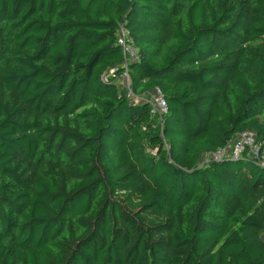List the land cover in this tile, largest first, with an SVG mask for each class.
<instances>
[{
    "label": "trees",
    "instance_id": "trees-1",
    "mask_svg": "<svg viewBox=\"0 0 264 264\" xmlns=\"http://www.w3.org/2000/svg\"><path fill=\"white\" fill-rule=\"evenodd\" d=\"M244 131L264 0H0V264H264V167L213 158Z\"/></svg>",
    "mask_w": 264,
    "mask_h": 264
},
{
    "label": "built area",
    "instance_id": "built-area-1",
    "mask_svg": "<svg viewBox=\"0 0 264 264\" xmlns=\"http://www.w3.org/2000/svg\"><path fill=\"white\" fill-rule=\"evenodd\" d=\"M118 43L122 46L124 54L127 58L137 57V50L132 44L130 38V30L121 25L118 30ZM127 75V73L125 74ZM152 113L159 114L160 118L164 117L168 112L167 101L159 88H156L150 100ZM248 154L257 159L259 164L264 167V143L259 141L257 137L249 132L239 133L228 147L218 151L213 155L216 160H222L224 156H232L238 158L241 155Z\"/></svg>",
    "mask_w": 264,
    "mask_h": 264
},
{
    "label": "rangeland",
    "instance_id": "rangeland-1",
    "mask_svg": "<svg viewBox=\"0 0 264 264\" xmlns=\"http://www.w3.org/2000/svg\"><path fill=\"white\" fill-rule=\"evenodd\" d=\"M116 81H117L118 86L121 87V88L123 86L124 87H128L130 85V80H129V77H127V75H124V76H121L119 78H116ZM130 97H133V95L130 94ZM143 97H145L144 100H146V99L151 100L152 95H149V96L143 95ZM133 99H134V97H133Z\"/></svg>",
    "mask_w": 264,
    "mask_h": 264
}]
</instances>
